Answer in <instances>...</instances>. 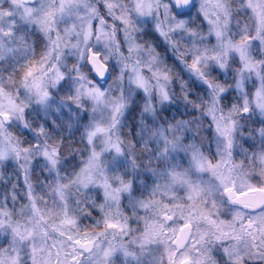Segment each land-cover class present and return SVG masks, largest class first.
<instances>
[{
	"label": "clouds",
	"instance_id": "obj_1",
	"mask_svg": "<svg viewBox=\"0 0 264 264\" xmlns=\"http://www.w3.org/2000/svg\"><path fill=\"white\" fill-rule=\"evenodd\" d=\"M0 264H264V0H0Z\"/></svg>",
	"mask_w": 264,
	"mask_h": 264
}]
</instances>
